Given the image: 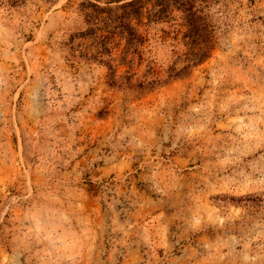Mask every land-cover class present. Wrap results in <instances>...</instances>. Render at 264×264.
<instances>
[{
  "label": "rangeland",
  "instance_id": "rangeland-1",
  "mask_svg": "<svg viewBox=\"0 0 264 264\" xmlns=\"http://www.w3.org/2000/svg\"><path fill=\"white\" fill-rule=\"evenodd\" d=\"M125 1L0 0V264H264V0L177 76L181 14L133 53Z\"/></svg>",
  "mask_w": 264,
  "mask_h": 264
},
{
  "label": "trees",
  "instance_id": "trees-1",
  "mask_svg": "<svg viewBox=\"0 0 264 264\" xmlns=\"http://www.w3.org/2000/svg\"><path fill=\"white\" fill-rule=\"evenodd\" d=\"M212 0H127L119 8L127 9L121 16L122 20L115 25L120 32H125V51L132 47V52L136 53V47L148 40V27L150 23L166 24L169 20L176 21L172 15L173 11L180 13L178 16L182 20L179 26L185 27L182 39H187L185 45H189V51L185 53V64L177 69H171V76H177L182 70L190 65L204 60L208 57L218 43L214 40L217 24L208 12ZM216 2V0H213ZM110 2V1H107ZM98 7V5H94ZM101 11H110L109 7H98ZM205 9L207 12H204ZM145 18L146 21L142 19ZM226 25V23H223ZM144 26L140 31L139 28ZM170 27V25H169ZM164 38L169 33L161 30ZM173 33V31H172ZM172 40H176L177 30ZM162 37V40H165ZM135 46V47H133Z\"/></svg>",
  "mask_w": 264,
  "mask_h": 264
}]
</instances>
